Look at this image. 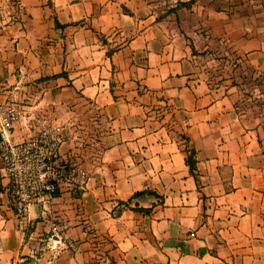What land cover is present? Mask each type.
Returning a JSON list of instances; mask_svg holds the SVG:
<instances>
[{"label": "crops", "instance_id": "obj_1", "mask_svg": "<svg viewBox=\"0 0 264 264\" xmlns=\"http://www.w3.org/2000/svg\"><path fill=\"white\" fill-rule=\"evenodd\" d=\"M179 1L0 0L11 139L64 126L88 174L20 218L0 162V264H264V122L204 65L264 74V0Z\"/></svg>", "mask_w": 264, "mask_h": 264}, {"label": "built area", "instance_id": "obj_2", "mask_svg": "<svg viewBox=\"0 0 264 264\" xmlns=\"http://www.w3.org/2000/svg\"><path fill=\"white\" fill-rule=\"evenodd\" d=\"M9 113L14 115L10 107L0 105V157L2 168L9 173L12 185L16 186L13 192H17L15 205L22 218L27 216L31 205L44 203L59 194L62 177L59 163L65 136L60 126L53 125L42 129L40 134L12 145ZM87 175L83 168L75 167L73 173L69 174V180L83 186Z\"/></svg>", "mask_w": 264, "mask_h": 264}, {"label": "rangeland", "instance_id": "obj_3", "mask_svg": "<svg viewBox=\"0 0 264 264\" xmlns=\"http://www.w3.org/2000/svg\"><path fill=\"white\" fill-rule=\"evenodd\" d=\"M153 3L157 4L158 7L162 8L163 15L171 13L175 8V4H179V0H152ZM183 4H186V2H182ZM188 3V2H187ZM174 19H171V21ZM224 57L226 60H221L220 58ZM214 58H219V61H213L212 63H204V65H207L206 69H208V75L209 78H211L212 83L215 84H222V85H230L235 84L237 85V88L239 89L238 92L235 93L236 98V106L238 107V111L244 115V118L251 122L252 125L256 124L259 120L260 122H264V74L259 72L258 70L254 69L253 67L249 66L246 62H240L237 60V56H233L231 53V56H214ZM7 107H10L13 111L14 115L10 114L8 115L9 121L11 123V127L9 130V137L12 142V145H15V142L11 139L10 131L14 129V123L18 122L19 119H17V115L19 114V110L10 105V104H3ZM60 126L62 130L64 126ZM54 127L53 125H41L37 131L32 134L29 138L34 136L37 133H41L42 129ZM65 132V131H64ZM63 132V134H64ZM28 138V139H29ZM27 140V139H26ZM95 153V152H94ZM1 156V153H0ZM92 157H95V154L92 155ZM0 162L3 164V161L0 157ZM59 166L61 169V181L59 183V192L61 191V187L63 184H65L75 195L78 194L79 190H81L82 183H71L69 180V174L73 173V169L75 167H81L79 165H75L71 162H63L59 163ZM83 168V167H81ZM84 169V168H83ZM5 171V170H4ZM7 172V171H6ZM5 172V174H6ZM6 177L9 181V193H10V200L11 204L14 207V209L17 211V214L20 212L16 209L17 205H15L16 199H17V192L15 191V194H13L14 190L16 189L15 185H12L11 182H13L9 178V173L7 172ZM81 186V187H80ZM42 204V203H40Z\"/></svg>", "mask_w": 264, "mask_h": 264}, {"label": "trees", "instance_id": "obj_4", "mask_svg": "<svg viewBox=\"0 0 264 264\" xmlns=\"http://www.w3.org/2000/svg\"><path fill=\"white\" fill-rule=\"evenodd\" d=\"M191 152L194 153V150L191 149ZM189 164H190V167L191 169L195 167V159L191 156L189 157V160H188ZM138 195V193L136 194ZM126 204V203H125Z\"/></svg>", "mask_w": 264, "mask_h": 264}]
</instances>
